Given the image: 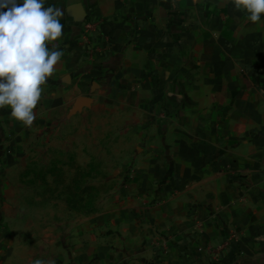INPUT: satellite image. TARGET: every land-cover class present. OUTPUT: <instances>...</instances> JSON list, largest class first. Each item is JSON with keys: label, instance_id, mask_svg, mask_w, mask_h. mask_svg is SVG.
<instances>
[{"label": "crops", "instance_id": "0c3cea01", "mask_svg": "<svg viewBox=\"0 0 264 264\" xmlns=\"http://www.w3.org/2000/svg\"><path fill=\"white\" fill-rule=\"evenodd\" d=\"M49 3L64 55L36 118L0 108V264H264V18L234 0ZM101 144L121 186L65 222L22 172Z\"/></svg>", "mask_w": 264, "mask_h": 264}, {"label": "clouds", "instance_id": "9594fccd", "mask_svg": "<svg viewBox=\"0 0 264 264\" xmlns=\"http://www.w3.org/2000/svg\"><path fill=\"white\" fill-rule=\"evenodd\" d=\"M46 0H0V108L24 125L36 118L34 109L44 85L64 51L59 47L65 25L63 10ZM250 22L264 18V0H234ZM32 264H55L35 258Z\"/></svg>", "mask_w": 264, "mask_h": 264}, {"label": "rangeland", "instance_id": "374dc122", "mask_svg": "<svg viewBox=\"0 0 264 264\" xmlns=\"http://www.w3.org/2000/svg\"><path fill=\"white\" fill-rule=\"evenodd\" d=\"M112 139L113 147L118 148L119 136L114 134ZM100 146L101 149L97 146L96 162H84L82 158L77 162L70 156L72 151L61 161L56 158L52 162H27L22 172L30 178L26 185L47 194L49 207L54 209L62 203L65 222L97 211L103 205L105 194L121 186L125 162L115 161L118 150L113 151V162H104L105 152L103 145Z\"/></svg>", "mask_w": 264, "mask_h": 264}, {"label": "built area", "instance_id": "2783aa9c", "mask_svg": "<svg viewBox=\"0 0 264 264\" xmlns=\"http://www.w3.org/2000/svg\"><path fill=\"white\" fill-rule=\"evenodd\" d=\"M95 26H96V23L95 22H87V23L84 24L83 29L85 31H90V30L94 29Z\"/></svg>", "mask_w": 264, "mask_h": 264}]
</instances>
